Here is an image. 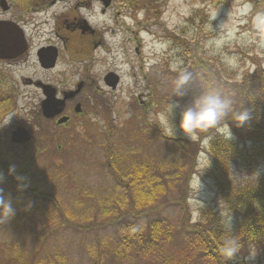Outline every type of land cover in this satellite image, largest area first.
<instances>
[{"label": "rangeland", "instance_id": "1", "mask_svg": "<svg viewBox=\"0 0 264 264\" xmlns=\"http://www.w3.org/2000/svg\"><path fill=\"white\" fill-rule=\"evenodd\" d=\"M114 1L104 14L93 7L91 40L97 46L85 56L60 59V91L74 90L81 81L87 85L76 101L84 107L77 124L61 127L56 143L35 140L34 133L37 150L35 143L15 146L9 139L11 128L24 117L20 107L27 100L18 98L14 106L1 111V167L17 177L30 163L28 184L52 195L69 224L50 203L15 191L4 180L0 188L11 198L16 214L10 221L0 219V264H26L36 257L54 264H156L155 257L139 245L118 242L120 224L113 221L125 215L121 226L131 228L160 216L180 228L177 206L146 212L179 195L175 174L181 165L188 169L184 155L194 149L193 142L179 132L175 138H162L151 126L158 124L156 116L168 102L173 76L203 65L235 77L264 68V12L253 16L248 0H153L139 8L132 5L135 0ZM197 11L204 18L202 22L196 18L192 25L189 18ZM172 34L185 44L173 42ZM109 72L119 77L115 90L103 83ZM222 77L226 79L223 73ZM197 157L187 200L191 222L211 211L227 227L231 220L232 227L234 220L206 175L204 150ZM13 165L16 171L10 173ZM132 165L142 166L150 180L146 177L133 188L124 187L119 172L132 171ZM258 173L263 174V168ZM182 250L194 259L199 251L194 235L183 232L172 239L170 255ZM246 257L232 262L264 264L257 256Z\"/></svg>", "mask_w": 264, "mask_h": 264}, {"label": "trees", "instance_id": "2", "mask_svg": "<svg viewBox=\"0 0 264 264\" xmlns=\"http://www.w3.org/2000/svg\"><path fill=\"white\" fill-rule=\"evenodd\" d=\"M151 1L153 0H135L132 5L135 8L149 6ZM248 1L253 16L264 12V0ZM196 18L202 22L204 18L202 12H195L189 18V22L193 25ZM170 38L180 45L185 44L178 35L172 34ZM188 72L193 78L186 86L188 95L181 101L182 105L190 103L199 94L201 84L205 87L212 86L234 100V112L226 118L225 122L232 123L235 112L245 107L252 111L251 126L247 129H237L233 124V139L231 140H226L223 135L215 131L203 134L200 140L193 142L192 152L190 154L188 150L185 152L184 157L189 160L188 169L184 171V166L181 165L179 173L175 174V179L179 181V195L175 199L164 200L146 211L149 213L150 210H157L159 213L160 209L165 206H177L181 212L179 230L166 223L160 216L131 228L121 226V222L126 219L125 215H121L113 221V224H120V229L116 232L117 240L127 247L132 244L139 245L140 249L150 257H155L156 264H191L192 260L196 259L202 264H233L232 261L224 262L218 250L226 239L235 237L241 245V253L235 258L244 259L251 252L264 261V68L257 67L241 77L232 76L231 73L223 70L222 73L226 79L222 77V73L205 65L200 68H191ZM175 77L176 75L173 76V80ZM171 88L166 93L168 100ZM153 89L156 90V85ZM151 126L159 137L166 138L158 124ZM205 138H207V143L201 147ZM203 150L208 161L205 169L206 175L215 187L219 202L234 220L231 228L224 225L221 217L211 211L202 214L198 221L191 222V213L187 205L189 187L196 170L197 155ZM109 154L111 155L109 160L115 163V157ZM30 165L26 163L19 173V176L25 178L24 183L28 185L25 191L18 189L16 177L7 174L1 165L0 172L4 173V180L15 191L47 201L59 212L64 223L69 224L65 219L62 206L52 195L42 193L38 188L28 184L26 173ZM135 167L137 168L132 165L133 170L126 174L119 172L118 181L126 183L124 187L130 188L137 185L139 180L146 177L150 180L151 174L146 172L142 166L140 169ZM260 168H263V174L258 173ZM157 192H162L160 187ZM87 228L95 229L96 227ZM183 232L196 237L199 251L194 259L189 257L186 250L178 251L174 255L169 253L172 239L177 238ZM135 249L137 250V246L132 247L131 251ZM36 259L37 257L26 261V264H54L49 259L39 258L37 261Z\"/></svg>", "mask_w": 264, "mask_h": 264}, {"label": "flooded vegetation", "instance_id": "3", "mask_svg": "<svg viewBox=\"0 0 264 264\" xmlns=\"http://www.w3.org/2000/svg\"><path fill=\"white\" fill-rule=\"evenodd\" d=\"M104 1L0 0V115L18 98L27 100L20 107L24 117L11 128L9 137L22 128L31 136L24 145L35 143L34 133L35 140L56 143L61 127L80 120L84 107L76 101L87 85L81 81L84 85L76 94L72 93L77 85L60 91V59L85 56L97 46L91 40L93 7L104 14L115 2ZM51 96L58 103L47 108ZM62 119L67 120L60 124Z\"/></svg>", "mask_w": 264, "mask_h": 264}, {"label": "clouds", "instance_id": "4", "mask_svg": "<svg viewBox=\"0 0 264 264\" xmlns=\"http://www.w3.org/2000/svg\"><path fill=\"white\" fill-rule=\"evenodd\" d=\"M192 74L187 71L177 73L172 81L170 98L160 111L156 119L158 126L163 134L169 138H175L177 132L182 134L191 142L200 140L201 135L215 131L223 135L226 140L233 139L232 125L237 129L249 128L252 120V111L243 107L240 111L235 112L232 123H226V118L234 112V100L223 94L215 87L200 85L199 94L196 95L190 103L181 104V101L188 95L186 86L192 81ZM177 115L179 117L176 123ZM204 143H207L205 138ZM15 166H10L9 172L15 173ZM258 175V173H255ZM5 175L0 172V184L3 183ZM18 181V189L25 191L28 187L24 183L25 178L22 176L16 177ZM196 181L201 187L200 177ZM16 214V209L10 197L4 194L0 188V219L10 221ZM228 226L231 228V220L228 221ZM219 255L224 262L232 261L237 254L241 253V245L235 237L226 239L220 246ZM256 254L249 252L247 260H251Z\"/></svg>", "mask_w": 264, "mask_h": 264}, {"label": "water", "instance_id": "5", "mask_svg": "<svg viewBox=\"0 0 264 264\" xmlns=\"http://www.w3.org/2000/svg\"><path fill=\"white\" fill-rule=\"evenodd\" d=\"M110 0H105V3H109ZM118 77L113 74V73H108L105 77H104V83L111 88L112 90H115L117 84H118ZM83 87V83L80 82L77 87L76 90L72 93V94H76L81 88ZM56 103H58L57 101L54 100V97H50L47 102H46V107L47 108H51L53 105H55ZM63 103V100L59 101V104L61 105ZM79 111V106L75 107V112ZM67 119H62L60 121V124L65 122ZM30 140V135L29 133H27L24 129L22 128H17L15 131L12 132L11 136H10V141L13 144H24L27 143Z\"/></svg>", "mask_w": 264, "mask_h": 264}]
</instances>
